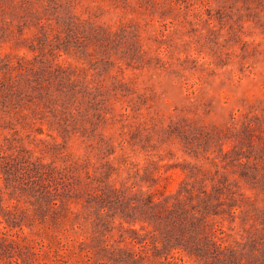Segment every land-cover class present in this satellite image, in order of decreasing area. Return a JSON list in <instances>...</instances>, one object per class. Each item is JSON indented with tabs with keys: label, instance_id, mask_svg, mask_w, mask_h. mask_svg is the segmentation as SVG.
Wrapping results in <instances>:
<instances>
[{
	"label": "rangeland",
	"instance_id": "rangeland-1",
	"mask_svg": "<svg viewBox=\"0 0 264 264\" xmlns=\"http://www.w3.org/2000/svg\"><path fill=\"white\" fill-rule=\"evenodd\" d=\"M0 264H264V0H0Z\"/></svg>",
	"mask_w": 264,
	"mask_h": 264
}]
</instances>
